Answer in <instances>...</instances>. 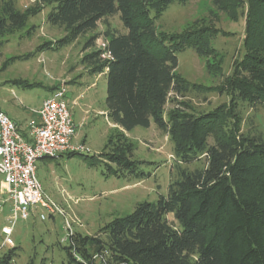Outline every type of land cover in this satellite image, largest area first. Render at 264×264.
<instances>
[{"label": "trees", "instance_id": "16d2710c", "mask_svg": "<svg viewBox=\"0 0 264 264\" xmlns=\"http://www.w3.org/2000/svg\"><path fill=\"white\" fill-rule=\"evenodd\" d=\"M189 1L38 0L20 11L17 0H0V50L7 42L3 38L24 30L28 19L45 8L47 24L64 35L53 43L43 42L34 53L69 47L89 35L82 53L89 52L79 63L92 75L105 73L106 116L120 129L109 141L110 149L100 155L109 174L126 170L136 179L144 177L136 172L133 146L124 133L151 124L167 135L179 164L204 160L201 169L177 167L166 196L138 204L97 235L73 233L63 248L67 260L62 264H264V140L241 133L237 109L239 102L264 107V0H212L228 18L245 16L244 53L223 84L206 89L176 73L177 54L192 49L205 60L208 74L222 76V58L212 45L216 31L201 27L168 34L156 28L169 5ZM117 14L126 34L107 26ZM101 22L106 28L102 35L94 33ZM34 29L28 28L26 35ZM101 36L104 47L98 48ZM31 56L13 57L3 65ZM209 91L227 94L228 103L202 113L183 102L165 110L171 95L174 102L190 92ZM85 159L90 165L95 162ZM15 257L12 248L0 255V264H13Z\"/></svg>", "mask_w": 264, "mask_h": 264}, {"label": "rangeland", "instance_id": "374dc122", "mask_svg": "<svg viewBox=\"0 0 264 264\" xmlns=\"http://www.w3.org/2000/svg\"><path fill=\"white\" fill-rule=\"evenodd\" d=\"M37 3L38 0H17L16 8L24 11ZM48 12L49 8L43 9L41 13L28 19L24 30L2 39L7 42L0 50V110L13 109L16 106L27 116L42 99L45 100L51 95L47 87L55 84L54 82L58 86L63 81L66 84L65 104L74 123L81 125L76 128L72 143L86 151L76 152L71 157L63 155L57 159H42L37 162V180L44 194L60 209L62 216L46 217L42 221V210H37L32 211L26 220H19L9 238L13 245L0 250L2 255L15 248L13 264L65 263L67 259L63 248L68 244L61 243L66 237L65 222L69 224L67 227L72 233L95 236L114 219L131 214L138 204L154 203L160 195L166 196L169 183L177 177V167L190 171L204 167L203 159L187 166L179 164L167 135L151 124L148 129L137 127L124 133L133 146L132 160L138 163L136 172L143 173L144 177L136 179L126 170H121L118 175L109 174L100 155L110 149L109 141L114 139L120 129L112 126L106 113H100L106 112V78L84 74L81 84H78L79 80L71 83L84 72L79 61L89 52L82 53L89 35L80 37L69 47L34 53L43 42L53 43L64 35L62 29L47 24ZM107 24L118 33L127 32L118 14L109 18ZM30 27L35 29L31 35H26ZM201 27L216 31L212 45L222 58L223 75L208 74L205 60L200 59L192 49L177 54L176 73L190 84L206 89L223 84L225 78L231 75L234 62L243 56L245 16L237 14V19L233 20L218 12L213 7L212 0H191L184 5H169L156 22L157 30L168 34L183 33ZM105 29L101 22L94 33L102 35ZM103 43L104 38L101 36L96 41V46L100 48ZM28 53H32L28 60L11 61L4 67L7 59ZM15 80L33 85L13 84ZM91 83H95L94 88H90ZM79 95L81 99L77 106L68 104L70 99ZM173 99L174 96L171 95V101L165 107L166 112L183 102L193 112L202 113L228 103L229 96L212 91L190 92L184 98L172 102ZM88 102L91 103L90 109L85 107L89 105ZM237 109L241 117V133L261 136L264 140V107L239 102ZM86 110L88 115L84 114ZM209 143L212 144V141L209 140ZM85 157L94 158V164L90 165ZM111 167L114 170L118 168L115 165ZM2 182L0 175V245L5 237L1 229L10 225L7 219L11 215L12 207L7 195L3 193ZM167 219L176 226L171 215Z\"/></svg>", "mask_w": 264, "mask_h": 264}, {"label": "built area", "instance_id": "2783aa9c", "mask_svg": "<svg viewBox=\"0 0 264 264\" xmlns=\"http://www.w3.org/2000/svg\"><path fill=\"white\" fill-rule=\"evenodd\" d=\"M65 95L66 84L61 81L37 111L39 123L29 126V140L19 133L8 116L0 112V175L3 193L12 205L7 219L10 225L1 229L5 237L0 250L13 245L9 238L15 224L26 220L32 211L42 210V221L46 217L62 216L60 209L44 194L36 177V164L42 159H57L67 153L86 151L72 143L76 128L65 104ZM65 224L66 237L61 243H68L73 235L67 227L69 224Z\"/></svg>", "mask_w": 264, "mask_h": 264}, {"label": "crops", "instance_id": "0c3cea01", "mask_svg": "<svg viewBox=\"0 0 264 264\" xmlns=\"http://www.w3.org/2000/svg\"><path fill=\"white\" fill-rule=\"evenodd\" d=\"M83 67V69H84V72L83 73H80L79 75H78V78H76V80H73L71 83H73L74 81H78L79 80V82H78V84H81L84 80L82 79V77H83V75L84 74H87V75H89L90 73L88 72V68H85L84 66H82ZM105 73H103V74H100V75H96V77L95 78H98L99 76H105L104 75ZM93 76H95V75H93ZM82 81V82H81ZM55 84H52L51 86H49V87H47V88H49V94L50 93H52V91H51V88H56V87H58L57 86V83L56 82H54ZM70 83V84H71ZM95 83H91V85H90V88H94V85ZM88 90V89H87ZM89 91V90H88ZM11 92H13V91H11ZM83 95V94H82ZM81 99V97H80V95L79 96H77L76 98H73V99H70L69 101H68V104H70L72 107H75V106H77L78 105V101ZM44 101V99H42L41 100V103L39 102L38 103V105L36 106V107H34L33 109H31L30 110V113L29 114H27V116H25L24 115V112H21L16 106L13 108V109H6V110H0V112L1 113H3V114H5L6 116H8V118L11 120V121H13L15 124H16V126H17V129H18V131H19V133L26 139V140H29V126L31 125V124H34V125H36V124H38L39 123V117H38V115H37V111L40 109V107H41V104H42V102ZM89 103V105H86L85 107L86 108H88V109H90L91 107V103L90 102H88ZM24 109V108H23ZM26 110V109H25ZM100 113L102 114V113H106L105 111L103 112V111H100ZM84 114L85 115H88L89 114V112H88V110H86L85 112H84ZM73 120V119H72ZM85 121V117L82 119V125L84 124L83 122ZM73 124H74V126H75V128H78V126H81V125H76L75 123H74V121H73ZM112 126H113V124H112ZM74 141V140H73ZM1 187H2V184H1Z\"/></svg>", "mask_w": 264, "mask_h": 264}]
</instances>
